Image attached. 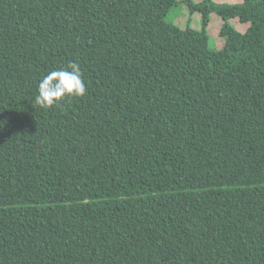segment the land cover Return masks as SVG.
I'll list each match as a JSON object with an SVG mask.
<instances>
[{
  "label": "trees",
  "instance_id": "1",
  "mask_svg": "<svg viewBox=\"0 0 264 264\" xmlns=\"http://www.w3.org/2000/svg\"><path fill=\"white\" fill-rule=\"evenodd\" d=\"M0 264H264V0H0Z\"/></svg>",
  "mask_w": 264,
  "mask_h": 264
},
{
  "label": "clouds",
  "instance_id": "2",
  "mask_svg": "<svg viewBox=\"0 0 264 264\" xmlns=\"http://www.w3.org/2000/svg\"><path fill=\"white\" fill-rule=\"evenodd\" d=\"M86 85L80 64L76 60L49 71L37 85L35 103L42 108L59 104L65 98L82 97Z\"/></svg>",
  "mask_w": 264,
  "mask_h": 264
},
{
  "label": "rangeland",
  "instance_id": "3",
  "mask_svg": "<svg viewBox=\"0 0 264 264\" xmlns=\"http://www.w3.org/2000/svg\"><path fill=\"white\" fill-rule=\"evenodd\" d=\"M195 2L199 0H193ZM216 2H239L240 0H214ZM166 19L180 27L189 25L191 28L200 29L201 27V15L197 10H190L188 4L183 1L173 6L168 12ZM230 22L238 29L244 30L247 26L246 23H240L236 18L231 19ZM222 23V19L215 13L210 14V21L208 24L209 44L212 49H219L222 46V38L219 35V28ZM172 54V52H171Z\"/></svg>",
  "mask_w": 264,
  "mask_h": 264
}]
</instances>
